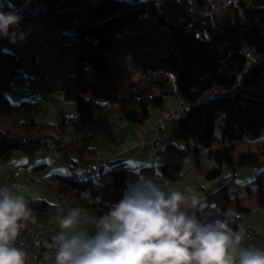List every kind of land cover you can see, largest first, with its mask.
<instances>
[{"label":"trees","instance_id":"trees-1","mask_svg":"<svg viewBox=\"0 0 264 264\" xmlns=\"http://www.w3.org/2000/svg\"><path fill=\"white\" fill-rule=\"evenodd\" d=\"M256 2L0 0V43L11 30L4 24L22 20L58 30L61 58L75 57L76 110L69 128L76 138L55 150L68 148L86 164L97 155L91 136L80 133L104 108L144 131L149 108L171 98L184 113L171 132L165 128L171 142L162 151V178L179 183L193 170L211 183L166 216L157 205L137 204L135 184L144 168L135 172L119 164L94 177L45 179L49 191L71 200L85 219L81 243L87 254L99 241L123 236L125 264L144 257L181 260L201 243L226 257L224 245L242 233L241 214L264 209V7ZM21 68V58L0 51L2 162L14 151L31 157L49 149L47 141L58 133L56 124L33 119L30 102L6 99L5 92L24 79ZM245 167L257 170L254 178L235 184V173ZM60 208L33 199L22 204L20 215L55 217Z\"/></svg>","mask_w":264,"mask_h":264},{"label":"rangeland","instance_id":"rangeland-1","mask_svg":"<svg viewBox=\"0 0 264 264\" xmlns=\"http://www.w3.org/2000/svg\"><path fill=\"white\" fill-rule=\"evenodd\" d=\"M128 1L132 4H137L138 2L146 0ZM254 6L264 7V0H257ZM36 27L42 28L40 26ZM0 51L12 53L22 59L21 70L24 79L5 92V97L9 102L19 103L20 101L17 98L20 94H25L26 97H29L27 92L32 89L30 78L34 77L35 74V60L37 57H42L47 54L51 55L54 59H60L62 70L66 73H71L72 77L69 79V85L62 91L61 106H58L51 100H45L35 96L37 101L31 102L33 119L42 124L49 123L58 125L61 118L60 112H75L77 86L74 75L76 61L74 55L61 58L59 42L55 31L49 32L43 40H36L18 29H11L6 39L0 43ZM176 105V100L169 98L165 100L161 108H149L150 116L144 131H136L129 122L116 118L111 107L108 106L97 114L93 124L86 126L82 133H80V136H91L90 144L96 151L97 157L89 159L88 162L92 163L102 156L113 157V153H117V159L108 163L106 165L107 168L119 164L135 172L144 168V171L139 173V178L135 184L137 204L139 207L148 204L157 205L163 210L166 216H170L177 207L170 192L171 185H166V180L162 178L160 155L139 147L136 140V133L147 132L151 125L159 120L163 112L172 110ZM175 126L176 122H172L166 124L165 128L171 132ZM61 135L66 144L76 138L71 128H65V131ZM71 160L77 162L81 159L78 157V154L68 148L59 151L44 148L37 150L31 157H28L21 151H14L7 163L14 166H22L24 171L35 180L32 185L20 186L19 207L23 203L33 199H43L49 204L61 206L58 215L54 218L76 228L75 241L77 245H80L87 236L84 226L85 219L78 215L77 208L71 200L61 195L52 194L45 185V179L51 176H68L71 173L72 175L80 173L83 165L77 162L78 165L72 168ZM188 167L190 166L186 165V169ZM256 171L253 167H245L238 170L233 177L234 183L244 184L252 180ZM192 176L199 178V175L193 170H186L183 176L184 178L179 183L184 182L185 184H189ZM177 187L181 186L177 185ZM192 187L197 186L192 185ZM208 187L209 184H205L203 188L207 189ZM241 219L242 233L224 245V253L228 257L230 264H240L251 253L250 236L252 235L248 234L245 228H249L250 233H253V241L258 249L261 250L264 248V209L258 207L250 212L242 213ZM126 247H128V240L125 237H108L99 241L88 252V257L99 264H125L123 251ZM202 247L216 254L214 248L208 244L201 243L195 244L194 246L197 250ZM194 254L188 253L181 260L173 261L155 260L144 257L136 264H196Z\"/></svg>","mask_w":264,"mask_h":264},{"label":"built area","instance_id":"built-area-1","mask_svg":"<svg viewBox=\"0 0 264 264\" xmlns=\"http://www.w3.org/2000/svg\"><path fill=\"white\" fill-rule=\"evenodd\" d=\"M10 29H18L36 40H42L49 32L58 30L39 28L22 20L4 24ZM1 27V26H0ZM1 33V30H0ZM71 73H64L62 63L50 56L35 60V74L32 88L42 99L51 100L61 106L62 99L57 92L69 85ZM184 106L180 103L172 110L162 113L158 121L153 123L147 132L136 133L139 147L160 155V163L164 162L162 151L171 142L170 133L165 125L183 116ZM57 125L58 133L52 134L46 146L55 150L57 144H65L60 132L69 129L75 113L60 112ZM110 157L102 156L85 167L82 174L76 177L97 176L108 164ZM77 164L72 163L71 167ZM34 179L22 166H14L0 161V264H99L88 257L82 244L75 241L76 228L54 217L21 216L19 195L21 185H32ZM171 185V195L176 206L197 199L200 188H182ZM236 185L232 186L235 189ZM251 237V253L240 264H264V248L255 245ZM196 264H230L227 257L215 254L204 247L194 254Z\"/></svg>","mask_w":264,"mask_h":264},{"label":"crops","instance_id":"crops-1","mask_svg":"<svg viewBox=\"0 0 264 264\" xmlns=\"http://www.w3.org/2000/svg\"><path fill=\"white\" fill-rule=\"evenodd\" d=\"M46 37V36H45ZM45 37L43 38V39H45ZM42 39V40H43ZM44 56H50L51 58H52V56L51 55H47V54H45ZM43 57V56H42ZM37 58H40V57H37ZM36 58V59H37ZM54 59V58H53ZM56 60H58V59H56ZM60 60V59H59ZM64 72V71H63ZM64 73H66V72H64ZM32 78L33 77H31L30 78V81H32ZM31 85H32V82H31ZM66 88V87H65ZM62 91H64V88L62 89V90H60L59 92H57V98H61L62 99ZM28 94H29V97H26V95L25 94H20V95H18V101H20V102H22V101H27V102H32V101H37V98L36 97H39V98H41L37 93H35V91L33 90V88L32 89H30L28 92H27ZM31 94V95H30ZM5 96H6V94H5ZM36 96V97H35ZM20 99V100H19ZM9 101V100H8ZM19 102V103H20ZM17 103V102H16ZM32 104V103H31ZM61 109V108H60ZM90 147L92 148V146H91V144H90ZM94 149V148H93ZM95 151V150H94ZM96 152V151H95ZM110 157H112V156H110ZM117 153H113V157L112 158H110L109 160H116L117 158ZM88 160L89 159H86V160H84V162L83 163H86V164H82L83 165V168H82V171L80 172V173H78L77 175H79V174H82L83 173V171L85 170V167L90 163V162H88ZM109 162V161H108ZM76 174V173H75ZM199 178H195V177H193L192 176V178H191V180H190V182H189V184H185L184 182H182L181 184L179 183V184H177L178 186H181V187H192V185H196L197 187H204L205 186V184H209V186H210V182H206L202 177H200V176H198ZM184 178V177H183ZM185 185H184V184ZM176 185V186H177ZM227 257V256H226ZM228 258V257H227ZM229 260V259H228ZM230 262V261H229Z\"/></svg>","mask_w":264,"mask_h":264},{"label":"water","instance_id":"water-1","mask_svg":"<svg viewBox=\"0 0 264 264\" xmlns=\"http://www.w3.org/2000/svg\"><path fill=\"white\" fill-rule=\"evenodd\" d=\"M248 72V70H245L243 74H240L237 78V83H240L244 77V75Z\"/></svg>","mask_w":264,"mask_h":264},{"label":"bare ground","instance_id":"bare-ground-1","mask_svg":"<svg viewBox=\"0 0 264 264\" xmlns=\"http://www.w3.org/2000/svg\"><path fill=\"white\" fill-rule=\"evenodd\" d=\"M142 133V132H141Z\"/></svg>","mask_w":264,"mask_h":264}]
</instances>
